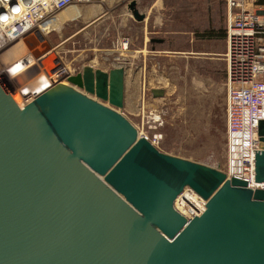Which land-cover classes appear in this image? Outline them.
<instances>
[{
    "label": "water",
    "instance_id": "1",
    "mask_svg": "<svg viewBox=\"0 0 264 264\" xmlns=\"http://www.w3.org/2000/svg\"><path fill=\"white\" fill-rule=\"evenodd\" d=\"M124 76L84 65L22 108L0 79V264H264V188L140 136ZM257 134L264 183V119ZM186 186L208 199L190 221L173 207Z\"/></svg>",
    "mask_w": 264,
    "mask_h": 264
},
{
    "label": "rangeland",
    "instance_id": "2",
    "mask_svg": "<svg viewBox=\"0 0 264 264\" xmlns=\"http://www.w3.org/2000/svg\"><path fill=\"white\" fill-rule=\"evenodd\" d=\"M89 1L71 4L58 12L54 19L40 26L39 34L30 33L37 37L35 41H28L30 34L21 39L38 70L47 74L46 67L57 71L62 67L66 72L61 76H65L84 65L103 70L125 67L124 104L118 111L135 126L138 134L156 140L152 144L161 152L224 171L225 41L200 34L225 30V0H136L140 12L146 14L151 9L143 21L133 17L128 8L131 0L112 4ZM250 1L246 0V7L259 4V0L256 4ZM94 5L100 6L95 15H76L80 9L87 13L88 7ZM80 29L83 30L78 33ZM49 30L57 31L46 34ZM76 32L74 37L63 41ZM150 39L156 41L150 43ZM46 45L51 51L36 57L34 52ZM152 45L157 52L148 51ZM141 46L143 51L138 52ZM2 53L0 79L18 99L15 89L29 80L22 75L21 79L20 74L11 78L18 62L6 64ZM42 61H46V67ZM152 88H163L164 94L155 97ZM156 116L160 117L159 122H155Z\"/></svg>",
    "mask_w": 264,
    "mask_h": 264
},
{
    "label": "built area",
    "instance_id": "3",
    "mask_svg": "<svg viewBox=\"0 0 264 264\" xmlns=\"http://www.w3.org/2000/svg\"><path fill=\"white\" fill-rule=\"evenodd\" d=\"M82 2L90 1L0 0V55L16 41L34 31H39L42 24L54 19L62 9ZM225 2L229 15L224 30L223 52L226 74V169L224 172L228 178L245 180L249 188H264V183L254 181L255 150H261L263 146L259 141L257 127L258 122L264 119V3L257 5V0H251L250 2L256 5L249 8L246 7V0H225ZM52 31L57 30H49L46 34ZM127 44L128 41H125V48ZM63 72H66L65 68L61 69L58 76ZM67 74L70 73L65 75ZM159 118L158 116L155 122H159ZM139 135L144 136L151 143L156 141L149 139L145 134ZM207 201L208 199L186 186L175 198L173 207L190 221L206 210Z\"/></svg>",
    "mask_w": 264,
    "mask_h": 264
},
{
    "label": "bare ground",
    "instance_id": "4",
    "mask_svg": "<svg viewBox=\"0 0 264 264\" xmlns=\"http://www.w3.org/2000/svg\"><path fill=\"white\" fill-rule=\"evenodd\" d=\"M69 6H73V5H69ZM69 6H67L66 8H68ZM66 8L62 10H65ZM36 32L38 34L40 33L38 31ZM34 35L35 34L28 35V38H27L28 41H35L37 37L35 38ZM40 50L41 49L36 50L34 52V55L36 52ZM49 51L51 50L44 51L42 55L48 53ZM2 54H4L3 55L4 57L2 58L6 64H8L9 62L13 63V61L16 63L18 62L17 63L18 68L15 70V74H12V76H10L11 78H14L16 75L20 74L19 77L21 75L22 77L26 76L27 79L29 80L28 81L29 83L27 82V84H23L22 86H19L15 89L18 92L17 95H19L17 97L18 99H15V97L8 90L12 98L14 99V101L17 103L19 107H22L24 104L31 101L36 95L39 94V92H42V90L47 88L50 84H53L54 81L61 78V76H58V75L60 74L62 67L58 71L56 68L48 69L46 67V64H47L46 61H42L41 64L44 67H46L47 74L39 71L36 66V63L33 62L32 56L28 54L27 45L21 39L16 41V43H14L13 46H11L9 49H7V51L3 52ZM42 55H40L38 58H40ZM6 68L9 69L7 66ZM12 73H14V71ZM61 81L62 83L67 84L65 83V78H63ZM157 118L158 116H156V119Z\"/></svg>",
    "mask_w": 264,
    "mask_h": 264
},
{
    "label": "crops",
    "instance_id": "5",
    "mask_svg": "<svg viewBox=\"0 0 264 264\" xmlns=\"http://www.w3.org/2000/svg\"><path fill=\"white\" fill-rule=\"evenodd\" d=\"M104 1H109V3H114L115 1L116 2H119V1H122V0H104ZM136 1V0H135ZM147 2H155L156 0H146ZM130 3V2H129ZM128 3V4H129ZM154 4V3H153ZM150 6H152L153 7V5H150ZM152 7H150V8H152ZM227 7V6H226ZM91 8H93L94 10H93V12L95 11V13H92V9ZM100 11V6L99 5H94V6H91V7H88V12L86 13V11H84V9H80V11L79 12H77L76 13V15H86V16H88V13H89V15L90 16H93V15H95L96 13H98ZM151 11V9H149V12ZM227 13H226V23H225V27H226V24H227V20H228V15H229V10H228V7H227ZM149 12L148 13H146V14H149ZM146 14H145V17H146ZM90 16H88V17H90ZM99 16H101V15H99ZM98 16V17H99ZM67 18H71V19H73V17H67ZM224 27V28H225ZM83 29H80V30H78L77 32L78 33H80L81 31H82ZM77 32L76 33H74V34H72V35H70V36H68V37H66L63 41L65 42V41H67L68 39H71L72 37H74V35H76L77 34ZM224 38V37H223ZM154 40L156 41V39H150L149 40V42L151 43H154ZM145 44H146V47H147V43H144L143 44V46H145ZM143 46H141V47H139V49H138V52H142L143 51ZM148 51H150V52H157L158 50L157 49H155V47L152 45L151 47H150V49H148ZM124 69H125V67H124Z\"/></svg>",
    "mask_w": 264,
    "mask_h": 264
},
{
    "label": "trees",
    "instance_id": "6",
    "mask_svg": "<svg viewBox=\"0 0 264 264\" xmlns=\"http://www.w3.org/2000/svg\"><path fill=\"white\" fill-rule=\"evenodd\" d=\"M264 0H259V4L260 3H263ZM201 37H205V38H208V39H215V38H223L225 37V33H224V30L221 32V33H213V32H206V33H201L200 34ZM225 77H226V74H225Z\"/></svg>",
    "mask_w": 264,
    "mask_h": 264
}]
</instances>
